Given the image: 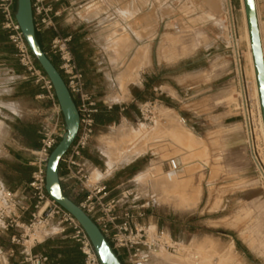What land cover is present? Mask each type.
Returning a JSON list of instances; mask_svg holds the SVG:
<instances>
[{
	"label": "rangeland",
	"instance_id": "rangeland-1",
	"mask_svg": "<svg viewBox=\"0 0 264 264\" xmlns=\"http://www.w3.org/2000/svg\"><path fill=\"white\" fill-rule=\"evenodd\" d=\"M226 1L139 0L141 67L153 70L151 76L160 88L158 100L152 108L145 107V101L133 106L138 118L130 123L134 129L145 126L142 135L121 145L118 140L109 143L108 138L126 122L107 123L98 126L90 149L100 164L93 180L105 177L112 188L125 184L148 211L164 218L160 228L171 235L175 246L170 253L160 251L166 257L158 263L264 264V121L253 56V73L247 61L244 0H230L234 33ZM257 8L264 48V0H258ZM107 46L114 51L126 47ZM216 57L224 72L222 85L217 90L193 91L196 97L190 99L188 81L211 82L215 72L210 66ZM131 64L119 68V89L108 93L116 105H125L128 84L141 79L139 68ZM226 70L231 75L226 76ZM130 89L138 93L136 87ZM132 148L142 154L130 162L117 160L119 152ZM172 159L178 162L175 171L169 167ZM170 175L177 177L173 188L167 186ZM185 181L191 193L200 194L189 197L183 191Z\"/></svg>",
	"mask_w": 264,
	"mask_h": 264
},
{
	"label": "built area",
	"instance_id": "built-area-1",
	"mask_svg": "<svg viewBox=\"0 0 264 264\" xmlns=\"http://www.w3.org/2000/svg\"><path fill=\"white\" fill-rule=\"evenodd\" d=\"M60 0H32L37 34L51 32L49 58L55 62L76 103L80 114L77 137L60 162V182L63 190L97 224L123 264H154L157 253H170L175 243L171 236L149 221L148 208L140 204L131 188L121 184L115 188L105 177L93 180L96 168L86 153L91 149L98 128L97 116L102 104L86 87L85 75L72 48V36L61 33L57 19L72 17L74 5L65 10L55 8ZM17 0H0L1 27L15 49V59L23 69L21 80L31 82L43 92L36 99L47 103L41 113L39 147L33 152L31 181L22 191H11L0 185V264L16 256V247L27 243L37 245L48 236L49 228L57 226L55 235H65L74 241L84 257V264H101L86 231L74 216L57 204L46 191L47 163L52 151L65 133L63 113L54 86L32 54L16 20ZM154 102L144 104L152 108ZM114 103L105 104L111 112ZM172 171L178 162L170 160ZM22 264H50L45 254L24 258Z\"/></svg>",
	"mask_w": 264,
	"mask_h": 264
},
{
	"label": "crops",
	"instance_id": "crops-1",
	"mask_svg": "<svg viewBox=\"0 0 264 264\" xmlns=\"http://www.w3.org/2000/svg\"><path fill=\"white\" fill-rule=\"evenodd\" d=\"M71 3L74 14L58 18L57 25L63 35L72 36V48L84 72L86 87L102 104L103 111H106L105 104L114 101L108 93L119 89L116 78L119 68L129 62H132L133 68H139L141 79L139 83L128 84L130 97L123 102L125 105L114 102L112 111L115 110V118L97 120L98 126L123 122L131 124L138 118V113L133 111L134 104L139 106L142 101H157L160 90L151 76L153 70L141 67L142 3L139 0H60L55 8L65 10ZM2 21L0 13V185L11 191H22L31 181L33 167L30 161L40 145V115L47 108V103L36 99L43 92L38 86L21 80L23 69L15 59V49L1 27ZM51 35V32L40 35L45 51L49 48ZM116 43L126 47L114 51L107 46ZM213 63L210 67L215 75L211 82L188 81L186 91L191 94L188 95L190 99L196 97L192 95L193 91L217 90L222 85L224 72L221 61L216 57ZM125 73L128 74L129 70ZM226 74L229 76L231 72L226 70ZM131 86L138 89L137 94L129 90ZM86 155L98 171L100 164L92 151L89 150ZM148 212L149 221L160 228L164 218ZM37 254L49 256L50 264H84L78 245L65 235L52 232L37 245L27 243L24 247H16V256L5 258L3 264H22L25 257ZM166 263L156 261V264Z\"/></svg>",
	"mask_w": 264,
	"mask_h": 264
},
{
	"label": "water",
	"instance_id": "water-1",
	"mask_svg": "<svg viewBox=\"0 0 264 264\" xmlns=\"http://www.w3.org/2000/svg\"><path fill=\"white\" fill-rule=\"evenodd\" d=\"M251 41L262 116L264 121V48L256 0H244ZM16 20L37 62L51 80L60 104L65 133L52 151L46 171V191L61 207L71 213L89 236L101 264H123L105 235L85 211L63 190L60 182V162L78 135L80 114L76 103L55 63L49 58L38 41L34 24L32 0H17Z\"/></svg>",
	"mask_w": 264,
	"mask_h": 264
},
{
	"label": "bare ground",
	"instance_id": "bare-ground-1",
	"mask_svg": "<svg viewBox=\"0 0 264 264\" xmlns=\"http://www.w3.org/2000/svg\"><path fill=\"white\" fill-rule=\"evenodd\" d=\"M257 3V2H256ZM226 4H227V11H228V15H229V21H230V27H231V31L234 33L235 32V29H234V17H233V10H232V5H231V1L230 0H227L226 1ZM244 5H245V3H244ZM244 17H245V19H246V22H247V25H248V21H247V17H246V12H245V6H244ZM258 17H260V16H258ZM259 23H260V19H259ZM264 25V24H263ZM261 28V27H260ZM264 27H262V29H263ZM244 37H245V35H244ZM234 38V37H233ZM246 42H247V51H248V58H247V61H248V63L250 64V66H251V72L253 73V65H252V51H251V41H250V34H249V28L247 29V36H246ZM235 50H236V56H237V62H238V66H239V74H241V72H242V64H241V59H240V53H239V50H238V47H237V45H236V41H235ZM144 64H145V62H144ZM248 69V68H247ZM249 72V71H248ZM255 74H256V72H255ZM253 75V74H252ZM235 91V90H234ZM115 94V93H114ZM117 95V94H116ZM118 96V95H117ZM120 97H121V95H119ZM122 97H125V96H122ZM127 97V96H126ZM233 98V97H232ZM123 99V101L126 99V98H122ZM113 101V100H112ZM244 101H245V99H244ZM237 106V105H236ZM247 112H248V110H247V107H246V105H245V114H246V116H247ZM172 120H174V118H176L175 117V115L174 114H172V115H170L169 116ZM174 122V121H173ZM176 125V124H175ZM143 127H145V126H143ZM142 127V128H143ZM134 129V127L131 125V124H129V123H125L122 127H119L118 129H117V131H116V133L113 135V136H110L109 138H108V142L109 143H112L113 142V140L115 141V140H118V145H121V141L123 142L124 140L126 141V140H131V139H133L134 137L136 138V136H138V135H142L143 134V132H142V130L143 129ZM176 128V127H175ZM115 131V130H114ZM181 131V130H180ZM252 135V134H251ZM179 136V135H178ZM262 136H263V139H264V126H263V130H262ZM179 138V141H180V137H178ZM251 138H252V136H251ZM184 139V138H183ZM182 140V139H181ZM186 141L185 142H187V139H185ZM111 141V142H110ZM264 141V140H263ZM181 142H184V141H181ZM252 142V141H251ZM251 144V143H250ZM124 145V144H123ZM119 149H123L121 146H120V148ZM135 148H132L130 151H123L122 153H120L119 152V154L118 153H115L116 155H117V160H119V161H122V162H130V161H132L134 158H136L139 154H142V152H140L139 150L140 149H136V150H134ZM107 152L111 155V153H112V150L109 148L108 150H107ZM118 161V162H119ZM110 171V170H109ZM264 172V171H263ZM110 174V173H109ZM264 174V173H263ZM95 176H97V175H95ZM169 179H170V182L172 181H175L176 179H177V177H176V175H170V177H169ZM140 182H142V181H140ZM168 183V188L170 187V188H173V187H175L176 186V183L175 182H173V183ZM189 181H185V182H183L182 183V187H183V191H185V193L187 194V195H189V197H192V196H195V195H197V194H200L199 192H195L194 193V191H193V193H191L189 190H188V186H189ZM140 186H141V188H146V186H145V184H143V183H141L140 184ZM191 186V185H190ZM158 187V186H157ZM194 190L195 188H191V190ZM202 189V188H201ZM144 190V189H143ZM164 192V191H163ZM170 193H171V191H170ZM164 194V193H163ZM200 196V195H199ZM198 196V197H199ZM164 197V196H163ZM166 197V196H165ZM168 197V196H167ZM175 198V197H174ZM173 198V199H174ZM193 198V197H192ZM196 199L195 200H198L197 199V196L195 197ZM177 199V198H176ZM176 201V200H175ZM193 202H194V200H193ZM196 202V201H195ZM194 205V204H193ZM59 230V228L57 227V226H51L50 228H49V232H52V233H56L57 231ZM165 251V250H164ZM167 252V251H166ZM167 253H169V252H167ZM164 257H166V255L165 254H162V253H157L156 255H155V257H154V264H156V261H157V263H158V259H160V258H164Z\"/></svg>",
	"mask_w": 264,
	"mask_h": 264
},
{
	"label": "trees",
	"instance_id": "trees-1",
	"mask_svg": "<svg viewBox=\"0 0 264 264\" xmlns=\"http://www.w3.org/2000/svg\"><path fill=\"white\" fill-rule=\"evenodd\" d=\"M37 37H38V41L40 42L41 46H42V43H41V39H40V35L37 34ZM43 48V46H42ZM44 49V48H43ZM55 63V62H54ZM115 118V110L114 111H111V112H108V111H102L100 114H99V117L97 116V120L98 121H110L112 119ZM68 196V194H66Z\"/></svg>",
	"mask_w": 264,
	"mask_h": 264
}]
</instances>
